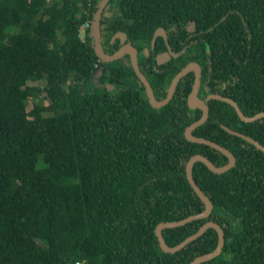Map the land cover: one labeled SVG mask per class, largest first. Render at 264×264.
Listing matches in <instances>:
<instances>
[{
    "label": "trees",
    "instance_id": "obj_1",
    "mask_svg": "<svg viewBox=\"0 0 264 264\" xmlns=\"http://www.w3.org/2000/svg\"><path fill=\"white\" fill-rule=\"evenodd\" d=\"M98 1L0 0V264H188L216 245L212 227L175 252L162 251L154 233L204 207L185 175L190 156L227 163L184 137L201 115L187 104L193 72L152 107L128 54L96 56ZM159 27L164 36L152 42ZM99 32L107 54L121 45L112 35L124 33L158 100L196 62L208 114L192 134L235 158L222 172L193 162L211 211L162 228L165 243L210 220L223 245L198 264H264V151L232 132L264 146V117L243 121L209 97L232 99L246 116L264 112V0H108Z\"/></svg>",
    "mask_w": 264,
    "mask_h": 264
},
{
    "label": "water",
    "instance_id": "obj_2",
    "mask_svg": "<svg viewBox=\"0 0 264 264\" xmlns=\"http://www.w3.org/2000/svg\"><path fill=\"white\" fill-rule=\"evenodd\" d=\"M107 1L108 0H99L98 1L97 8H96L95 14L93 16V20L91 21L90 35L92 36L93 48H94L95 54L98 57V59L100 61H112L114 59L119 58L123 53L128 54L130 64H131L135 74L137 75V77L139 78L141 83L143 84L145 94L148 98V102L152 107H159L161 105L166 104L169 101V99L172 97V95L174 93L175 86H176L177 82L179 81V79L183 75H185L187 72L192 71L194 77H193V82L191 85V90L187 96V104L190 107H195V106L199 107L201 109V115L198 119L191 122L188 126L185 127L184 137H185V139H187L189 141L207 144V145L219 150L220 152H222L227 157V163L226 164L216 166L209 159L204 157L203 155L194 154V155L190 156L189 159L187 160V162L185 163V175H186L187 181L189 182V184L192 187V189L194 190V192L203 201L204 207H203L202 211H200L199 213L189 215V216H187L185 218H181L179 220L162 221V222L157 223L155 228H154V233L156 235L159 248L164 252H175V251L181 249L185 244H187L188 242H190L191 240L195 239L200 234H202V232L206 228H208V227L214 228L216 230V233H217V242H216L214 249L209 251V252H206L204 254L198 255V256L194 257L191 261L188 262V264H198L199 262L208 260V259L213 258L214 256L218 255L221 248H222L223 231H222L221 227L216 222H213L210 220L205 221L204 223H202L199 226V228L194 233L188 235L183 240H181L179 243H177L173 246H168L165 243L163 236L161 234V229L165 228V227L179 226V225L185 224L186 222H189L193 219H197V218H201V217H207L211 211V205H212L211 201L202 193V191L198 188V186L195 184V182L192 178L191 165L193 164V162L201 161L207 166V168L209 170H211L213 172H222V171H224V170H226V169H228L234 165L235 158H234L233 154L228 149L217 144L216 142H213L209 139H206L203 137H198V136H195L192 134V130L195 127H197L198 125H200L201 123H203L206 120L207 114H208L207 104L201 98H199L197 96V90H198L199 81H200V67L196 62L191 61V62H188L186 65H184L171 79L165 97L161 100H158L153 95L152 88H151L150 82L148 81L147 77L140 71V69L138 67L137 60H136L135 48L131 44H129L128 42H125L124 33L117 32V33L112 35L111 41L116 36H119L120 43H121V45L115 51H113L111 54H107L102 50L101 45H100V38L102 36L99 32V19H100L101 12H102L105 4L107 3ZM157 35L164 36L162 28H158L154 31L153 36H152V42L154 41V38ZM145 53L147 54L146 50H145ZM209 97L229 103L234 108L238 117L243 121H252L254 119L264 117V112H257L251 116L244 115L241 112V110L239 109L238 105L232 99L225 97V96H221L220 94H212V95H209ZM232 132L236 135L243 136L249 142L254 144L258 149L264 151V146L260 145L258 142L254 141L253 139H250L249 137L244 136V135H242L236 131H232Z\"/></svg>",
    "mask_w": 264,
    "mask_h": 264
},
{
    "label": "rangeland",
    "instance_id": "obj_3",
    "mask_svg": "<svg viewBox=\"0 0 264 264\" xmlns=\"http://www.w3.org/2000/svg\"><path fill=\"white\" fill-rule=\"evenodd\" d=\"M83 27L80 29V35L82 36L83 35ZM154 79V76H150V80H153ZM67 81H70V77H69V79H67ZM31 105V104H30Z\"/></svg>",
    "mask_w": 264,
    "mask_h": 264
},
{
    "label": "clouds",
    "instance_id": "obj_4",
    "mask_svg": "<svg viewBox=\"0 0 264 264\" xmlns=\"http://www.w3.org/2000/svg\"><path fill=\"white\" fill-rule=\"evenodd\" d=\"M85 26H86V24H84L83 26H81V28H82V27L85 28ZM81 28H80V29H81ZM83 30H84V29H83ZM80 36H81V35H80Z\"/></svg>",
    "mask_w": 264,
    "mask_h": 264
},
{
    "label": "flooded vegetation",
    "instance_id": "obj_5",
    "mask_svg": "<svg viewBox=\"0 0 264 264\" xmlns=\"http://www.w3.org/2000/svg\"><path fill=\"white\" fill-rule=\"evenodd\" d=\"M159 28H161V27H159ZM157 29H158V28H157ZM162 31H163V30H162ZM116 37H118V38H119V36H116ZM116 37H115V38H116ZM119 41H120V38H119Z\"/></svg>",
    "mask_w": 264,
    "mask_h": 264
}]
</instances>
